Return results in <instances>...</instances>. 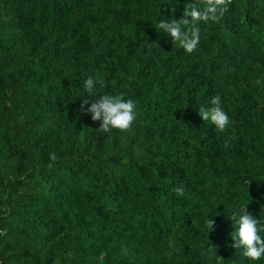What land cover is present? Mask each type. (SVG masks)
I'll return each instance as SVG.
<instances>
[{
	"label": "trees",
	"instance_id": "1",
	"mask_svg": "<svg viewBox=\"0 0 264 264\" xmlns=\"http://www.w3.org/2000/svg\"><path fill=\"white\" fill-rule=\"evenodd\" d=\"M195 2L0 0V264H264L230 235L245 204L264 229V0L188 54L156 23ZM121 94L128 131L81 111ZM215 95L224 132L198 111Z\"/></svg>",
	"mask_w": 264,
	"mask_h": 264
},
{
	"label": "clouds",
	"instance_id": "2",
	"mask_svg": "<svg viewBox=\"0 0 264 264\" xmlns=\"http://www.w3.org/2000/svg\"><path fill=\"white\" fill-rule=\"evenodd\" d=\"M232 0H199V4L187 3L183 9V15L180 19L162 20L156 23L157 30H162L173 40V43L178 42L179 45L188 54L194 53L200 42V27L199 23L204 22H219L223 14L228 10ZM202 5V6H201ZM190 17L191 19H189ZM259 83V81H258ZM99 84L100 88L105 87L103 79H94L89 76L84 87L91 95L97 94L94 86ZM90 103L85 99L81 103V111L91 113L93 121H101L99 130L101 132H109L112 129L120 131H128L133 126L136 119L135 102L131 99H124L123 95H100L94 102L90 103V107L85 108V105ZM211 107L198 109L201 118L204 121L211 122L217 131L224 132L231 123L229 115L221 106V97L215 95L211 99ZM49 167H54V162L57 156L54 152L49 153ZM177 195H184L183 186L175 189ZM246 205V204H245ZM243 205L239 214H233L230 218L233 220L235 231L230 233L232 236L233 247L236 249L243 248V255L253 261L264 258V238L259 235L261 229L258 225L261 221L253 216ZM214 221L209 218L207 221L208 232L213 228ZM0 234H3L0 231ZM208 251L213 252V245L208 246Z\"/></svg>",
	"mask_w": 264,
	"mask_h": 264
}]
</instances>
